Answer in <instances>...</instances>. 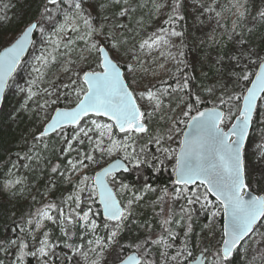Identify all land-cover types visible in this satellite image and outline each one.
<instances>
[{"label": "snow or ice", "instance_id": "snow-or-ice-1", "mask_svg": "<svg viewBox=\"0 0 264 264\" xmlns=\"http://www.w3.org/2000/svg\"><path fill=\"white\" fill-rule=\"evenodd\" d=\"M261 2L264 3V0ZM62 4L67 5V11L60 7ZM150 4V14L165 15L168 23L183 19L179 15L182 0H150ZM117 5L119 11L109 15V8ZM49 6H54L56 12L63 14V23L55 31L57 39L48 35L42 25L43 20L54 19L53 7ZM142 7L148 5L134 4L133 0H97L95 14L103 18L97 26L92 18L93 8L86 9L85 0H46L41 19L26 25L0 51L2 100L25 52L35 45L36 33L45 37L50 46L37 57L38 66L33 67V71L37 73L36 79L30 82L27 89H20L22 93H26L28 100H33L38 95L43 96V102L38 106L45 123L39 133L33 136L29 153L19 158L25 163L14 162L12 169L19 171L23 168L30 172L40 169L42 173L46 171L50 179L47 190L38 191L37 194L41 197L56 187L54 178L59 177L71 183L74 175L80 176L74 185L75 194H69L59 204L49 201L25 219L26 227L19 228L22 236L0 241V252L5 255L9 249H14V258L10 264H24L25 258L29 256L36 258L38 264H54L56 245L45 228V221L59 226L65 241L63 247L72 249L76 256L83 257L86 261L90 259V254L94 256L95 259L90 264H100L104 253L110 248L115 249L111 264H161V261L162 264H185V261L193 264L194 260L199 264H233L234 257H247L252 245L264 246V232L259 231L264 228V189L261 190L262 194H257L250 187L245 166V149L254 121L264 123V53L255 51L247 46V41L241 39L236 42L237 47L231 53L217 56L216 63L221 72L226 73L228 80L219 84V95L214 88L207 89L212 97V107H197L205 103L199 95H195L191 103L186 102L183 95H178L190 92L187 76L180 77L175 88L140 90L138 85L133 88L128 77L132 76L135 80L136 67L126 63V71H122L119 54L122 50H128V40L125 37L129 31L139 35L137 29L143 26V20H134L136 28H131L126 21L134 19V14ZM232 7L237 10L238 19L245 18L247 9L241 0H235ZM208 11L216 10L209 7ZM216 15L220 16V13L217 12ZM259 15L264 18V11ZM237 27L234 24L232 31L242 35L236 31ZM182 35V32L166 29L162 25L152 36L139 42L138 50H147L149 54L161 47L167 50L168 37ZM94 37L105 39L107 47ZM77 40L83 43V48L79 47ZM93 55L95 59L92 63L95 67H78L88 63ZM168 55L171 53L168 52ZM136 59L139 63L140 57L137 56ZM56 66L60 73L68 76L67 83H57L59 76L55 74L52 79H47ZM40 84L46 86L40 88ZM61 96H74V106L53 108L51 112H47L51 105L60 101ZM138 101H145V105L142 107ZM181 104L184 110L180 116L187 117L186 127L189 130L183 132L179 151L163 147L158 135L152 139L165 159L175 161L171 195L167 189H163V194L154 202L159 205L156 215L161 231L153 234L150 223L139 225L145 228L147 235L142 241L127 245V248L135 249V254L122 256L121 250L126 252L127 249L120 244L119 237L130 222L136 223L133 206L143 199L144 191L155 189L150 184H144L143 190L131 191L128 185L121 182L120 190L131 192V198L124 203L118 199V193L113 189V185L119 180V173L129 170L120 159L108 163L93 175L86 174L85 170L89 165L97 164L100 158L117 152H123V160L139 168L145 162L146 149L137 147L136 137L148 134L147 121L160 113L161 118L172 121L167 135V139L171 140V133L176 131L177 125L185 124V120L171 114L165 116V112L174 111ZM193 112L196 114L192 115ZM114 130L124 135L117 139ZM53 136L58 137V143L62 144L58 150L61 156L75 153V159L64 162L67 167L53 162L47 156L49 151H57L49 139ZM153 159L163 163L159 157L154 156ZM12 177L3 187L13 195L29 184L26 177L17 176L15 172ZM209 197H214L218 202L224 217L216 250L210 253L211 260L205 255L208 253L207 248L203 249L200 257H194L188 246L195 206L199 205L201 210L214 207ZM169 201L172 203L165 213L164 204ZM176 201H181L178 208L174 207ZM97 202L102 209L100 212L94 211L92 207ZM211 214L215 217L219 212L212 211ZM96 216L103 217L102 224L96 220ZM176 227L184 229L183 237L180 232L174 231ZM77 229L81 231L78 233ZM100 229L105 233L103 237L97 234ZM36 232L40 233L39 238ZM85 235L91 238L84 241ZM257 236L259 240L256 239ZM74 238L83 242L76 243ZM178 239L181 240L179 245ZM153 246L159 253L160 261L152 256ZM173 249L174 253L171 251ZM257 251L260 256H253V260L259 258L261 264H264V251L259 248ZM59 259L66 261L69 257Z\"/></svg>", "mask_w": 264, "mask_h": 264}, {"label": "rangeland", "instance_id": "rangeland-1", "mask_svg": "<svg viewBox=\"0 0 264 264\" xmlns=\"http://www.w3.org/2000/svg\"><path fill=\"white\" fill-rule=\"evenodd\" d=\"M27 1L29 0H0V17H4V19H0V31L5 25L9 26L13 21H21L23 19ZM96 2L97 0H85V8H93L92 18L94 23L98 26L103 18L95 14ZM234 2L235 0H182L179 15L183 16V19H177L172 23H168L166 22L165 15L158 16L156 14H150V0H133L134 4H147L148 7L140 8L134 14V19L126 21L130 24L131 28H136L134 20H143V26L137 29L139 35L129 31L125 37L128 40V45L126 46L128 50H122L119 54L123 71H126V63L136 67V72L134 73L135 80H133L132 76H129L128 82L133 88H136L138 85L140 90L155 88L164 89L168 87L175 88L178 79L184 76L185 71L196 73L197 77L200 78L198 85L191 87L187 83L190 92L188 94L179 93L178 95H183L184 100L189 103L194 100L195 95H199L205 103L197 105L198 107L206 106V104H210V107H212V97L207 92V89L214 88L216 94L219 95V84L228 80L226 73H222L219 65L216 63L217 56H224L231 53L237 47L236 42L241 39L247 41V46L255 51L264 53V18L259 15L260 12L264 11V3H262L261 0H241V3L245 4L247 13L245 18L238 19L236 14L237 10L232 7ZM209 7L215 8L216 11L209 12ZM118 11V5L110 7L109 15ZM217 12L220 13V16L216 15ZM168 14L170 15L171 13L169 12ZM59 24L60 23L52 28V20L49 21L45 19L42 21L46 33L51 35L53 39H57L55 31ZM234 24L238 25L236 31L242 33V35H237L232 31ZM162 25L166 29L171 28L175 31L182 32L183 35L180 37H168L169 46L167 50L161 47L159 50H152L150 54L147 50L140 52L138 50L139 42L152 36ZM38 36L41 39H35V45L30 55L22 64L16 77L8 87L0 112V119L3 117L0 132L5 133L8 129H12V131L15 130L14 132L20 134L18 145L14 150L4 148L0 151V154L4 157V161L7 162L6 170L2 176V190L10 203L11 211H20L21 217L24 220L28 218L30 213H35L49 201L59 204L60 201L66 199L69 194H75L74 185L80 178V176L74 175L72 182L69 183L56 177L53 179L56 187L46 196L41 197L37 194V191L40 190V192H45L47 190L50 179L49 174L46 171L42 173L40 169H36L35 172H30L23 168L16 171L11 167L14 162L19 164L25 163L19 158L29 153V149L33 143V136L39 133L45 123L44 119H42L43 113H41L38 106L39 103L43 102V96L38 95L33 100H28L26 93L20 91L21 88L27 89L30 87V82L36 79L37 73L33 71V67L38 66L37 57H39L45 49L50 48L46 38L42 37L39 32H37L36 37ZM229 37H231V39ZM94 39H97L101 45L107 47L108 42L105 39L101 37H94ZM183 39H186L185 45L182 43ZM77 43L79 47H84L83 43L79 40H77ZM133 45H135V47H133ZM168 52H170L171 55H168ZM85 55L88 54L85 53ZM137 56L140 57L139 63H137ZM173 57H176V59ZM94 59L95 56L93 55L89 58L88 63L78 65V67L81 69L85 67H95V64L92 63ZM178 61H182V63ZM54 74L59 76L57 83L60 81L64 83L68 82V76L60 73L58 66L53 67L47 79H52ZM45 86V84L39 85L40 88H44ZM204 87L205 91L200 92L199 89H203ZM229 88H231L230 83ZM7 98L8 102H6ZM65 98L67 97L61 96L60 101ZM71 98L75 100L74 96H71ZM138 103H140L142 107L145 105V101H138ZM53 108H69V106L60 107L58 102L57 104L51 105L46 111L51 112ZM183 110L184 106L181 104L180 107L175 108L174 111L166 110L165 112V116L171 114L175 118H182L185 120V124L177 125L176 131L171 133L173 137L171 140L167 139V135L169 134L168 130L172 125V121L161 118L160 113H157L153 119L147 121L149 133L140 134L136 137L137 147H145L146 155L144 157L145 162L141 164L139 168L133 167L132 164L124 160L133 173V184H126L130 187L131 191L143 190L144 184L152 185L149 181L150 176L153 175L154 179V176L160 172L164 174L170 172V176L173 178L174 174L172 173V169L175 163L174 159H165L157 145L152 142V139L158 135L161 137V145L163 147H171L178 152L179 143L188 122L187 117L180 116ZM262 118H264V114H262ZM114 135L117 139H120L124 134H119L118 132L116 134L114 130ZM49 139L51 145L54 146L57 151H49L47 153L48 158L53 162L61 163L63 167H67L64 162L67 159H75V153H71L70 155L72 156L68 153L61 156L58 151L62 147V144L58 143L59 138L53 136L52 139ZM123 155V152H117L112 156L100 158L97 164L89 165L85 173L93 175L95 171L100 170L108 163L116 159L123 160ZM154 156L163 160V163H159L157 160L153 159ZM245 166L250 187L257 194H262L261 190L264 189V123L262 122L254 121L253 130L245 149ZM13 172H15L17 176L26 177L29 181L28 186L16 192L15 195L3 187L7 180L13 178ZM153 188L155 191H144L143 199L135 204L133 208L134 211L143 209V207L149 209L151 217L146 223H150L151 226H153V234H159L161 229L158 222L159 218L156 215L159 211V205L154 202L157 201L163 193L160 187L153 186ZM113 189L118 193V198L124 203L127 202V199L131 198V192L128 190L122 192L119 184L113 185ZM168 193L171 195L172 190H168ZM171 203L172 202L169 201L164 204L165 213H167V209ZM180 203L181 201H176L174 207L178 208ZM82 207L84 206L82 205ZM195 208L196 211L191 218V233L188 237V246L193 252L194 257L201 255L203 249L207 248L208 253H205V255L211 260L212 257L210 253L215 252L222 229V225L219 221L222 210H220V208L216 209L215 207L201 210L199 205H196ZM212 211H218L219 214L213 217L211 214ZM52 214L55 215V212ZM13 216L12 214V218ZM11 224L12 222L0 224V241H7L10 238L14 239L23 235L19 232V229L14 228ZM45 228L50 233L51 239L56 245V258H54V264H90L91 260L95 259V257L90 254V259L86 261L83 257L76 256L72 249L63 247L65 241L61 236L58 225L45 221ZM135 228V223L130 222L125 231L120 235H131L128 236L126 243L132 244L134 241L140 242L144 239L143 237L137 238ZM13 229H15V231H13ZM80 231V229H77L78 233ZM174 231L180 232L181 237H183V228L176 227ZM259 231L264 232V228H260ZM15 233H17L18 236H16ZM35 234L37 238L40 237L39 232ZM97 234L102 237L105 235L103 229L98 230ZM89 238H91L89 235H85L84 241ZM256 239L259 240V236H257ZM75 242L82 243L83 241L75 239ZM180 242L181 240L178 239L177 245H179ZM69 243H71V241ZM258 248L264 251V246L260 244L252 245L247 257L243 255L239 256V264H261L259 258L253 260V256H260V252L257 251ZM130 250V253L135 252L134 248H130ZM171 251L174 253L175 249ZM13 252L14 249H9L7 255L4 254L5 257L0 258V264H10V261L14 258ZM120 254L124 256L123 250H121ZM114 255L115 249L110 248L104 253L100 264H111ZM152 256L158 261L161 260L154 246ZM61 257H69V259L65 261L59 259ZM24 264H38V261L36 258L29 256L25 258Z\"/></svg>", "mask_w": 264, "mask_h": 264}, {"label": "trees", "instance_id": "trees-1", "mask_svg": "<svg viewBox=\"0 0 264 264\" xmlns=\"http://www.w3.org/2000/svg\"><path fill=\"white\" fill-rule=\"evenodd\" d=\"M45 4H46V0H29L26 2L25 13H24L23 19L21 21H13L9 26L5 25L0 31V50L3 49L4 45H7L9 42L14 40L23 31L26 25H28L30 22H36L41 19V15L43 14ZM52 7H53L52 15L54 19L52 20L51 27L53 28L58 23L63 22V14L62 12H56L55 7L54 6ZM60 7L65 11L68 10L66 9V4H62ZM35 39H41V38L38 36V37H35ZM182 43H184L185 45L186 39H183ZM184 76L188 77L187 83L191 87L195 85L197 86L198 83L200 82L199 80L200 78L197 77L196 73H190L189 71H185ZM199 91L204 92L205 87L203 89L200 88ZM6 102H8V98L6 99ZM59 106L60 107H68V106L72 107L74 106V100L71 97H67L59 101ZM206 107H210V104H206V106H202L199 108L204 109ZM194 113L195 112L191 114H194ZM2 123H3V117L2 119H0V127H2ZM14 131H12V129H8L5 133L0 132V151L4 148H9V149L14 150V148L18 145L20 134ZM115 133L117 134L116 130H115ZM50 138L52 139V137ZM6 163L7 162L4 161V157L0 154V224L12 222L11 225L14 228L19 229L20 227H25V223H24L25 220L21 217L20 211L18 210L13 211V212L11 211L10 203L7 200V197L4 195L3 190H2V176H3L4 171L6 170ZM149 181L154 187H158V188L160 187L162 190L167 189L171 191L173 190V187H174V181H173L172 176H170V172L168 174H164L163 172H160L154 176V179L152 175L150 176ZM121 182L123 184H130V185L133 184L132 171L128 175H124V174L119 175V180L117 181V184H120ZM209 199L212 200L214 207L216 209H219V204L216 203V201L213 200L211 197H209ZM92 207H93V210L96 212L101 211L98 203L93 204ZM134 213H135L134 218L136 220L135 231L137 233V238L138 237L145 238V236L147 235V231L145 230V228L139 227V225H147L146 222L150 219L151 212L149 211V209L143 207V209L135 210ZM12 214L14 215L13 218H12ZM95 218L101 224L103 223L102 216H96ZM219 221L222 225V215L220 216ZM152 232H153V226H152ZM15 234L16 236H18L17 233ZM129 235L130 234H125V235L123 234L122 236L119 237V242L121 244H124L125 248L127 249L126 252L123 250L124 256L130 254V251H131L130 248H127V245H129V243H126V240L128 239ZM1 257H5L3 252H0V258ZM185 264H188V261H185ZM233 264H239V256L234 257Z\"/></svg>", "mask_w": 264, "mask_h": 264}, {"label": "water", "instance_id": "water-1", "mask_svg": "<svg viewBox=\"0 0 264 264\" xmlns=\"http://www.w3.org/2000/svg\"><path fill=\"white\" fill-rule=\"evenodd\" d=\"M37 22V21H36ZM34 23V22H33ZM36 35H37V33H36ZM36 35H35V37H36ZM32 48H33V46H30V48L25 52V54H24V58H23V60H22V63L20 64V66L17 68V70H16V72L13 74V76H12V78L10 79V81H9V85H10V83L12 82V80L16 77V75H17V73H18V71H19V69H20V67L22 66V64L25 62V60L28 58V56L30 55V53H31V51H32ZM3 49H1L0 51H2ZM121 70L123 71V69L121 68ZM8 90V89H7ZM7 90H6V92H7ZM6 92H5V94H4V96H3V98H2V100H0V112H1V109H2V106H3V103H4V98H5V95H6ZM61 109H64V108H61ZM196 113H194L193 115H195ZM189 129L185 126V129H184V132H187ZM117 131V130H116ZM118 132V131H117ZM119 133V132H118ZM120 134V133H119ZM183 139V135H182V138H181V140ZM178 151H179V149H178ZM117 160V159H116ZM116 160H114V161H112V162H115ZM121 160V162L122 163H124L127 167H128V171L127 172H124V171H121L120 173H119V175H121V174H124V175H128V174H130L131 173V168L129 167V165L124 161V160H122V159H120ZM111 162V163H112ZM107 166V165H106ZM106 166H104V167H106ZM174 179H175V177H174V175H173V181H174ZM213 200H215L214 199V197H211ZM119 199V198H118ZM98 203V202H97ZM216 203H218V202H216ZM100 207V206H99ZM100 210L102 211V209H101V207H100ZM102 219H103V217H102ZM223 223H224V217H223V213H222V227H223ZM133 254H135V252H132V253H130V254H128V255H133ZM201 255H199L198 257H200ZM193 264H199V262L198 261H193Z\"/></svg>", "mask_w": 264, "mask_h": 264}]
</instances>
